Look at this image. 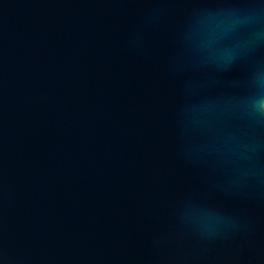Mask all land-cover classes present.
Segmentation results:
<instances>
[{
    "label": "water",
    "instance_id": "1",
    "mask_svg": "<svg viewBox=\"0 0 264 264\" xmlns=\"http://www.w3.org/2000/svg\"><path fill=\"white\" fill-rule=\"evenodd\" d=\"M0 264H264V0H0Z\"/></svg>",
    "mask_w": 264,
    "mask_h": 264
}]
</instances>
